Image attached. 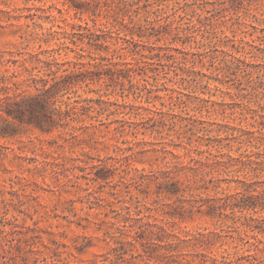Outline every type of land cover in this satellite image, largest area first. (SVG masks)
Instances as JSON below:
<instances>
[{
    "label": "rangeland",
    "instance_id": "1",
    "mask_svg": "<svg viewBox=\"0 0 264 264\" xmlns=\"http://www.w3.org/2000/svg\"><path fill=\"white\" fill-rule=\"evenodd\" d=\"M34 54L99 62L93 110L0 136V264H264L262 212L208 211L264 181V0H0V85Z\"/></svg>",
    "mask_w": 264,
    "mask_h": 264
},
{
    "label": "trees",
    "instance_id": "2",
    "mask_svg": "<svg viewBox=\"0 0 264 264\" xmlns=\"http://www.w3.org/2000/svg\"><path fill=\"white\" fill-rule=\"evenodd\" d=\"M120 1L123 4L133 5L140 0ZM73 6L80 9L82 5L73 3ZM79 34V40L86 37L87 43L90 45L103 48L102 43H98L96 36H93L94 33L89 35ZM31 58H33L34 65L31 64L32 60H24L21 64L22 69L26 72V77L23 81H11V85L15 86V90H21L22 88L21 93H16L17 91L10 92L12 87L6 83L0 85V119L2 121L0 136L11 134V131H9L11 119L34 126L43 133H50L58 127H67L71 121H77L82 111L87 114V112L93 110V106L89 103L90 99H87L85 104H78L80 101L74 100L77 104H73L67 101L69 96L66 95L72 92L73 86L79 81H83L85 84L92 82L93 73L99 62L88 63L90 68H83V63L75 62L71 66L73 69H69V67H62L63 63L40 58L37 54L32 55ZM27 62H29V65H27ZM34 69L41 75L34 73ZM112 73L113 71L110 74ZM12 75L16 76L14 72ZM3 79L2 82L4 81ZM25 87H32L33 91L23 94V88ZM65 96L66 99L64 98ZM90 118L92 119V116ZM80 127L87 128L88 126L83 125ZM80 127L70 126V134L76 136L74 132ZM164 177L170 180L158 183H161L162 190L169 194H176L179 191V181L173 180L172 176L164 175ZM99 178L104 177L96 172L92 179L97 180ZM157 178L158 176L155 177V179ZM239 182L238 191L228 195L229 201H225L226 197H223L222 202L214 201L208 203V211L230 206L232 210L233 207H237L240 211L250 209L253 212H262L264 214V181L240 180ZM200 204L202 205V203ZM250 218L258 219L252 216ZM259 220L264 223V218ZM159 228L163 230L162 227L159 226Z\"/></svg>",
    "mask_w": 264,
    "mask_h": 264
}]
</instances>
